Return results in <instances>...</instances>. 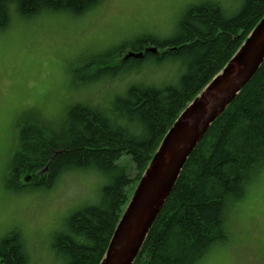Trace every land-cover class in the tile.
<instances>
[{
  "label": "trees",
  "instance_id": "trees-1",
  "mask_svg": "<svg viewBox=\"0 0 264 264\" xmlns=\"http://www.w3.org/2000/svg\"><path fill=\"white\" fill-rule=\"evenodd\" d=\"M102 0H0V29L12 16L79 17ZM264 16V0L227 14L215 0L187 6L169 34L142 32L82 61L81 87L121 88L110 99L83 96L53 124L35 110L16 121L5 183L12 193L49 191L73 171L109 179L99 200L73 210L48 247L50 264H99L141 176L186 106L220 72ZM156 50H146L149 47ZM145 51L140 58L132 56ZM173 68L174 80H160ZM147 68L151 80L139 77ZM133 81L126 84L129 80ZM125 85V86H124ZM133 163L134 177L121 159ZM264 170V61L189 155L133 264H198L228 238L227 212ZM0 264H34L22 232L0 235Z\"/></svg>",
  "mask_w": 264,
  "mask_h": 264
},
{
  "label": "rangeland",
  "instance_id": "rangeland-1",
  "mask_svg": "<svg viewBox=\"0 0 264 264\" xmlns=\"http://www.w3.org/2000/svg\"><path fill=\"white\" fill-rule=\"evenodd\" d=\"M200 1L204 0H102L79 17L55 13L27 19L14 14L0 29V235L18 228L34 264H50L48 247L55 231L71 211L97 202L109 179L94 169L79 170L64 174L49 191L10 192L5 175L17 141L16 121L35 110L55 125L78 97L93 102L110 99L121 88L81 87L73 69L142 32L169 34L187 6ZM215 1L231 14L242 0ZM158 71L160 80H174L173 68ZM153 73L147 68L138 78L151 80ZM121 162L134 177L130 159L125 156ZM226 229V241L213 245L198 264H264V170L248 185L245 196L230 206Z\"/></svg>",
  "mask_w": 264,
  "mask_h": 264
},
{
  "label": "water",
  "instance_id": "water-1",
  "mask_svg": "<svg viewBox=\"0 0 264 264\" xmlns=\"http://www.w3.org/2000/svg\"><path fill=\"white\" fill-rule=\"evenodd\" d=\"M143 54L141 51L132 56L142 57ZM263 61L264 16L225 67L186 106L165 134L137 183L99 264H133L189 155Z\"/></svg>",
  "mask_w": 264,
  "mask_h": 264
},
{
  "label": "snow or ice",
  "instance_id": "snow-or-ice-1",
  "mask_svg": "<svg viewBox=\"0 0 264 264\" xmlns=\"http://www.w3.org/2000/svg\"><path fill=\"white\" fill-rule=\"evenodd\" d=\"M117 3H135L137 0H114ZM3 67H2V53H0V81H2ZM2 190H0V195H2Z\"/></svg>",
  "mask_w": 264,
  "mask_h": 264
},
{
  "label": "bare ground",
  "instance_id": "bare-ground-1",
  "mask_svg": "<svg viewBox=\"0 0 264 264\" xmlns=\"http://www.w3.org/2000/svg\"><path fill=\"white\" fill-rule=\"evenodd\" d=\"M95 1H97V0H95ZM43 14H41V16H42Z\"/></svg>",
  "mask_w": 264,
  "mask_h": 264
}]
</instances>
